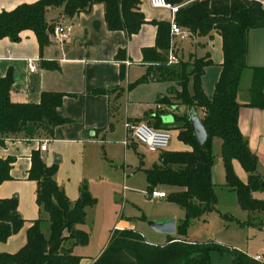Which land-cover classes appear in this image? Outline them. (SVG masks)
Returning a JSON list of instances; mask_svg holds the SVG:
<instances>
[{"label": "trees", "instance_id": "obj_1", "mask_svg": "<svg viewBox=\"0 0 264 264\" xmlns=\"http://www.w3.org/2000/svg\"><path fill=\"white\" fill-rule=\"evenodd\" d=\"M181 6L176 21L191 37L210 38L214 33L223 41L224 61L214 96L209 99L204 92L202 77L212 64L209 56L191 58L178 65L168 64V52L172 44L171 24L153 22L157 26L156 45L142 50L143 62L149 63L145 74L129 84L127 89L155 81L166 80L177 84L175 100L187 110L177 117L179 140L191 147L190 151H166L159 164L144 170L149 192L165 185L176 189L169 195L170 202L185 210L186 219L177 225V235L168 236L165 245L150 244L133 229L111 231L105 249L92 264H211V252L226 249L213 242H190L187 229L195 219L216 210L217 195L213 183L215 163L214 139L221 140V156L225 166V186L236 192L243 211L264 213V201L253 193L264 190V179L258 174L259 160L249 148L239 126L242 105L239 102L243 80L249 76L248 103L245 106L264 109V68L248 65V34L252 29L264 27V0H167ZM141 0H39L17 6L9 12H0V38L18 41L21 32L34 33L42 49L52 41L50 32L58 22L48 19L49 9H59L60 17L70 20L87 13L95 4L104 6V19L108 30L122 31L128 38L137 34L146 22L140 12ZM56 21V22H55ZM60 21V20H59ZM119 50L116 59L124 60ZM45 69H55L56 64L42 62ZM125 68L120 65V78L125 79ZM13 74L0 79V146L7 139L23 141L48 139L54 128L67 122L57 110L64 94L43 92L38 104L14 103L10 90ZM94 94H106L95 90ZM169 101L167 97L160 103ZM201 110L200 119L208 133V140L200 146L189 123V111ZM168 130V129H165ZM14 158L0 159V184L10 179ZM237 161L248 174V182L236 175L233 162ZM57 166H46L38 152L31 154L28 178L37 185L36 203L47 214L49 234L41 231L42 220L31 223L26 230L24 245L15 253H0V264H79L80 257L72 252L76 246L88 243V234L80 229L85 222L86 210L96 204L85 183L79 196L70 202L57 186L54 176ZM24 221L17 213L15 197L0 200V243H5L23 227ZM252 222H240L241 226ZM233 264H264L241 251L233 252Z\"/></svg>", "mask_w": 264, "mask_h": 264}, {"label": "crops", "instance_id": "obj_2", "mask_svg": "<svg viewBox=\"0 0 264 264\" xmlns=\"http://www.w3.org/2000/svg\"><path fill=\"white\" fill-rule=\"evenodd\" d=\"M37 1L39 0H0V12H9L19 5L32 4ZM139 9L148 22L130 38L122 31L108 30L102 4H95L89 12L79 14L70 20L61 18L59 9L47 11L48 19L62 20L73 26L70 38L62 46L51 42L41 49L36 36L29 30L21 32L18 41H12L6 37L0 38V79L8 74H13V77L15 75L10 90V100L14 103L38 104L43 92L62 93L64 98L57 113L67 120L66 123L54 128L51 138L23 141L7 139L1 147L0 159L10 157L15 160L10 169V179L0 184V200L15 197L17 213L24 224L16 235L10 237L5 243H0V253L18 251L25 243L26 230L38 219L42 220L40 228L43 235L44 226L49 234L48 216L36 203L37 185L28 178L32 152H38L46 166H57L54 180L67 199L73 203L78 199L79 189L83 183L86 184L89 193L94 198L96 181L99 178L102 179L101 175L116 171L113 148L128 147L122 141L123 135L118 125L115 127V121L121 115L122 104L124 114L121 116L124 121H144L153 124L157 129H168L172 132L173 139L168 151L191 150L190 146L183 145V142L176 137L179 134L176 119L186 110L175 100V92H171L179 89L176 83L155 80L127 89L129 84L145 74L146 67L150 65L143 62L142 50L156 45L157 26L153 22L170 23L172 18L169 10L154 8L148 0H141ZM189 43L191 45L186 46ZM179 44L180 52L182 57H186L185 59L209 56L212 60V64L205 68L202 77L204 92L211 99L214 96L224 61L221 36L214 33L210 38L192 37ZM186 47L189 53L187 55ZM248 47L249 67L251 69L264 68V27L252 29L249 32ZM119 50L125 53L122 61L116 59ZM28 60L33 61L37 68L33 73L28 71L26 64ZM42 62L56 64L57 68L45 69L41 65ZM125 62L129 64L126 65ZM120 65H123L126 71L123 81L120 78ZM245 78L239 94V102L242 105L239 126L248 141L250 150L258 157V174L264 179V109L245 106L249 100L247 88L250 86L249 76L246 75ZM148 86L156 87L154 90L164 96H158L150 102H134L132 96L136 92L145 91L143 88ZM101 89L105 90L106 94L93 93ZM149 92V95H152V91ZM164 97H167L169 101L160 103L159 100ZM197 113L199 116L202 115L201 110ZM40 141H46L44 152L39 150ZM221 144L222 142L218 141L217 151L214 154L215 157H219V161L217 165L215 163L213 165V183L216 185L215 181L218 178L219 184L227 188ZM149 154H160L161 156L162 153ZM141 156L140 163L143 164L144 155ZM124 165L125 162H123V168ZM233 167L239 179L247 183L249 177L242 166L234 161ZM175 190L173 188V191ZM253 196L257 200L264 201V190L253 193ZM242 212L245 217L240 222L250 220L252 224L241 227L264 229V213H250L243 210ZM178 224L176 222V225ZM82 226L80 229L85 231ZM114 229L135 230L132 224L121 219L113 225L112 230ZM168 238L167 236L166 243ZM106 245L107 243L92 258H83L75 254V247L72 252L80 257L79 264H92ZM3 247L13 248V250L1 252ZM257 256L264 259V253L259 252L250 257Z\"/></svg>", "mask_w": 264, "mask_h": 264}, {"label": "rangeland", "instance_id": "obj_3", "mask_svg": "<svg viewBox=\"0 0 264 264\" xmlns=\"http://www.w3.org/2000/svg\"><path fill=\"white\" fill-rule=\"evenodd\" d=\"M180 42L175 43L176 56L181 61L187 62L188 59L182 57L180 52ZM188 45L190 46L191 43L186 44V46ZM188 47H186L185 53ZM187 54L189 53L187 52ZM143 89L145 91L136 92L132 96L134 102H150L158 96H164L163 94L159 95L154 90L156 89L154 86ZM149 91H152V95H149ZM123 106L122 104L121 115L124 114ZM184 112L183 114H186L187 110ZM121 115L115 121V127L118 125L120 133L123 135L122 141L127 139L128 147L116 146L113 148L112 154L115 159L116 171L101 175L102 179L99 178L96 181V195L94 196L96 204L87 209L85 222L82 226L88 234V243L84 246H76L74 249V253L83 258H92L97 255L107 243L113 225L120 219L132 224L133 228L146 241L155 245L165 244L167 235L157 233L151 224L167 220L180 223L186 219L185 210L169 200V195L174 192L172 187L161 185L156 188L159 191L163 190L167 194V198L154 200L148 197V183H146L143 170L152 169L156 163L158 164L160 154H149L144 151L142 146L132 142L123 128L125 121ZM151 126L156 128L153 124ZM178 136L176 137L178 138ZM218 141L221 140L214 139V154L217 151ZM142 154L144 155L143 164L140 163ZM218 161L219 157H215L216 165ZM123 162H125L124 168L122 167ZM215 184L216 210L191 222L187 229V240L197 243L213 242L226 249L225 253L213 250L211 264H233V252L237 250L245 254L248 253L250 256L258 252L263 254L264 229L241 227L239 222L243 220L245 214L240 210L236 192L224 188L219 184L218 178ZM44 235L46 238L48 237L45 226ZM172 237L182 238L177 233ZM12 250L13 248L3 247L1 252Z\"/></svg>", "mask_w": 264, "mask_h": 264}, {"label": "built area", "instance_id": "obj_4", "mask_svg": "<svg viewBox=\"0 0 264 264\" xmlns=\"http://www.w3.org/2000/svg\"><path fill=\"white\" fill-rule=\"evenodd\" d=\"M149 3L158 9H167L171 12V37L172 44L168 52V64L178 65L180 59L176 56L175 43L176 41L184 42L190 39L191 34L182 29L176 21V15L180 10L181 6L173 5L167 0H148ZM73 26L71 23L58 22L56 23L50 32L51 41L58 46H62L68 41L70 35L72 34ZM28 71L33 73L37 70L33 61H26ZM128 65V62H125ZM124 129L132 142L142 146L146 152L149 153H164L169 150L170 144L173 139V134L170 130L156 129L151 126L148 122L139 121L131 122L125 121ZM127 139L124 141V145L127 146ZM2 146H0L1 149ZM39 150L44 152L46 150V141H40ZM123 189L125 187L123 186ZM148 197L154 200L167 198V194L163 191L157 189L148 192ZM256 260H262L261 256L255 257Z\"/></svg>", "mask_w": 264, "mask_h": 264}, {"label": "water", "instance_id": "obj_5", "mask_svg": "<svg viewBox=\"0 0 264 264\" xmlns=\"http://www.w3.org/2000/svg\"><path fill=\"white\" fill-rule=\"evenodd\" d=\"M189 123L191 125L194 137L196 138L198 144L200 146H204L208 140V133L197 111L195 110L190 111ZM151 226L157 233L164 234L167 236H174L177 232V225H176V221L174 220H167L161 223H153L151 224Z\"/></svg>", "mask_w": 264, "mask_h": 264}]
</instances>
